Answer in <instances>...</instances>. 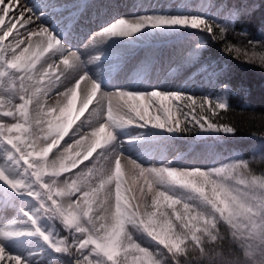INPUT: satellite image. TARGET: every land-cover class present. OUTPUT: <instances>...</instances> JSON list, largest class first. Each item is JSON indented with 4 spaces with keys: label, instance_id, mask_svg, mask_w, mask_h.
<instances>
[{
    "label": "snow or ice",
    "instance_id": "obj_1",
    "mask_svg": "<svg viewBox=\"0 0 264 264\" xmlns=\"http://www.w3.org/2000/svg\"><path fill=\"white\" fill-rule=\"evenodd\" d=\"M116 7L0 0V264H264V172L220 150L237 117L264 129L231 102L236 62L264 70L255 6L137 0L89 28ZM150 130L163 156L126 151Z\"/></svg>",
    "mask_w": 264,
    "mask_h": 264
},
{
    "label": "trees",
    "instance_id": "obj_2",
    "mask_svg": "<svg viewBox=\"0 0 264 264\" xmlns=\"http://www.w3.org/2000/svg\"><path fill=\"white\" fill-rule=\"evenodd\" d=\"M225 6H240V5H254V9L249 15L243 18V26L246 27L255 35H259L264 31V0H168L167 5H176L179 3H209ZM166 5V6H167ZM215 51V50H214ZM187 78V73L181 74L177 77V81ZM232 80L235 83L243 82L248 88V93L243 96H233L231 102L237 112H242L245 109L249 113H254L257 117L264 116V70L259 68L249 67L241 65L238 62L235 63L233 68ZM195 87L200 92L210 91V86L202 79L196 81ZM240 120L242 131L234 140H229L220 150L226 154L229 150L237 149L245 152L246 154L249 149L253 146H261V140L259 135L253 136L252 132L259 133L264 130L260 126L259 120L251 121L247 119ZM142 130L129 129L126 130L129 134L135 136L141 133ZM150 140L143 148V152L146 155H150L153 152H157L159 157L163 156L165 148L170 141L166 140L163 136L158 133L150 131H143V139ZM248 155V153H247ZM11 215V213H9Z\"/></svg>",
    "mask_w": 264,
    "mask_h": 264
},
{
    "label": "rangeland",
    "instance_id": "obj_3",
    "mask_svg": "<svg viewBox=\"0 0 264 264\" xmlns=\"http://www.w3.org/2000/svg\"><path fill=\"white\" fill-rule=\"evenodd\" d=\"M21 2H23V0H21ZM62 2H63V0H62ZM69 2H70V0H69ZM97 2H100V0H97ZM104 2H106V1H104ZM142 2L145 4L159 3V4L166 6L168 3V0H142ZM111 3L116 4L117 7L114 9L113 8L106 9L104 11V15L99 17V18H96L95 22L89 25V28H98V26L101 23L109 20L112 16L129 15L131 13V11L133 10V5L135 3H137V0H112ZM118 8H121V9L119 10ZM105 12H109V16H105ZM91 14L92 13L90 12L89 15L91 16ZM10 39H11V37H9V40ZM168 71H169V69L167 67L163 68L161 70L162 75L167 74ZM151 131L157 133L154 130H151ZM145 145H146L145 141H140L137 144H135L134 146L126 149V151H128L130 154L134 155L135 157L142 158L144 160H151V159L159 158L156 152L154 154L150 153V155H146V153L143 152L144 151L143 148ZM261 148H262V145L261 146H258V145L255 146L254 145L252 149L248 150V152H247L248 155H247V153L244 154L245 152H243V151H240L237 149H232V150H229L228 153H226L225 155H228L230 152H236V153L244 156V158H246V159H252L253 154H255V168H256L257 174H260V173L264 172V153L261 152ZM186 150H187L186 148L181 147V151H186ZM54 152H55V150H54ZM50 158H51V154L49 156V159Z\"/></svg>",
    "mask_w": 264,
    "mask_h": 264
},
{
    "label": "bare ground",
    "instance_id": "obj_4",
    "mask_svg": "<svg viewBox=\"0 0 264 264\" xmlns=\"http://www.w3.org/2000/svg\"><path fill=\"white\" fill-rule=\"evenodd\" d=\"M112 0H110V2H111ZM119 10L121 9V8H118ZM105 16H109V12H105Z\"/></svg>",
    "mask_w": 264,
    "mask_h": 264
}]
</instances>
